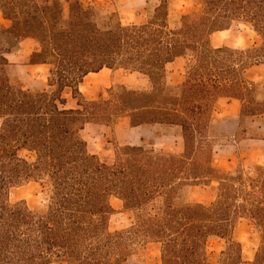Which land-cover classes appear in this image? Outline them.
I'll return each mask as SVG.
<instances>
[{"label": "trees", "instance_id": "16d2710c", "mask_svg": "<svg viewBox=\"0 0 264 264\" xmlns=\"http://www.w3.org/2000/svg\"><path fill=\"white\" fill-rule=\"evenodd\" d=\"M194 1L200 9L171 26V0L130 23L118 11L100 13L96 0H0L11 21L0 30V264H125L148 243L160 245L161 264H264V166L254 176L221 171L214 146L225 134L213 124L221 98L241 101L239 134L248 135L246 119L264 114L249 77L264 64V0ZM241 21L260 46L213 45L215 32ZM26 39L36 43L30 63L49 66L47 89H25L9 75L5 54ZM181 58L185 79L175 83L169 65ZM104 68L141 83H115L88 100L81 84ZM67 90L77 107H67ZM126 118L132 127H180L183 151H157L142 138L112 159L90 152L89 125ZM30 182L49 190L45 213L10 200ZM195 186H214L215 198L192 201ZM113 197L132 214L117 231ZM242 219L259 237L252 260L238 237ZM211 239L225 242L217 262Z\"/></svg>", "mask_w": 264, "mask_h": 264}, {"label": "rangeland", "instance_id": "374dc122", "mask_svg": "<svg viewBox=\"0 0 264 264\" xmlns=\"http://www.w3.org/2000/svg\"><path fill=\"white\" fill-rule=\"evenodd\" d=\"M149 8L159 3V0H149ZM98 10L103 15L118 11L121 13L123 20L131 22L136 19L145 17L144 9L146 8L145 0H96ZM200 9L194 0H171L169 22L171 26L180 25L181 17L185 14L196 12ZM1 28V23H0ZM212 42L216 46L228 45L234 48L246 49L257 47L262 44V38L258 32L248 23L235 22L229 29L217 31L212 36ZM32 50V44L29 41L23 42L17 51L9 56L10 76L13 82L23 85L25 89L43 90L47 89V68H36L28 66V55ZM184 61L179 60L169 67L173 72V78L176 82L185 79ZM251 79L257 84V98L264 99V64L254 66L249 71ZM127 83L135 85L141 83L137 74H131L123 70L112 71L105 69L98 74L86 76L85 82L81 86L82 92L88 100L98 98V96L112 87L114 84ZM67 98V107H77V101L72 98L71 93L67 90L64 93ZM222 110L217 115L219 120H230L233 123L232 107L228 106L227 100H222L219 105ZM230 109V113L224 110ZM251 118L246 119L248 127V137L264 138V116L258 118L253 126L248 125ZM127 119H122L121 123L116 126L96 125L88 126V143L91 153H97L104 159H112L115 151L119 146L127 144H136L141 136H145L148 141L155 142V149L161 151L168 149L173 152L183 150V139L176 137L177 129L168 127H156L155 131L165 134L163 137H156L155 131L148 129H132ZM237 122V121H236ZM217 124V122H216ZM245 124V125H246ZM171 134V135H170ZM239 135H243L240 133ZM222 143L230 141V138H220ZM221 147V146H218ZM233 158L228 159V153L221 152L214 158V163L223 169L235 170L241 168L245 174L254 176L255 166H264V142H254L253 145H240ZM233 159V162L231 160ZM216 196L215 188L211 186H196L193 189L192 199L201 202H209ZM11 202L15 203L25 200L30 208L45 213L49 204V190L39 182H30L19 187H15L10 193ZM111 203L115 208V213L110 219V230L117 231L127 228L132 223V214L125 212L123 201L113 197ZM239 240L243 244V257L245 260L252 259L258 246L259 237L256 229L246 219H242L238 233ZM224 240L211 239L208 242V250L211 261L217 262L220 258L221 251L224 249ZM125 264H161L160 245L148 243L145 246L137 248V253L132 256Z\"/></svg>", "mask_w": 264, "mask_h": 264}, {"label": "crops", "instance_id": "0c3cea01", "mask_svg": "<svg viewBox=\"0 0 264 264\" xmlns=\"http://www.w3.org/2000/svg\"><path fill=\"white\" fill-rule=\"evenodd\" d=\"M159 2H160V0H159ZM145 3H146V8L144 9V13H146L147 14V10L149 9V5H150V1L149 0H145ZM121 14V13H120ZM121 17H122V15H121ZM145 19V17L144 18H142V19H136V20H134V21H131V22H140V21H143ZM122 20H123V17H122ZM123 22L124 23H130V22H126V21H124L123 20ZM0 23H1V28H0V30L3 28V27H9L10 25H11V21L10 20H8V19H6V18H4L3 17V15H2V13H1V11H0ZM214 35V34H213ZM212 35V36H213ZM211 40H212V37H211ZM25 41H29V42H31V44H32V50H31V52H30V54L28 55V66H30V67H36V68H42V67H46L47 68V77H48V71H49V66L47 65V64H32V63H30V56H31V54H32V52L35 50V48H36V43L32 40V39H26V40H23L22 42H20V44H19V46L23 43V42H25ZM213 43V42H212ZM214 46H216L215 44H213ZM19 46L17 47V49L16 50H14L13 52H10V53H6L5 54V56L9 59V56L11 55V54H13L15 51H17L18 50V48H19ZM222 46V45H221ZM179 60H183L184 61V64H185V60L184 59H178L177 61H175L174 63H171L170 65H169V67L171 66V65H173V64H175L176 62H178ZM9 62H10V59H9ZM10 66H11V62H10ZM10 66H9V75H10ZM185 66V65H184ZM104 71V70H103ZM113 71V70H112ZM99 72H93V73H90V74H98ZM89 74V75H90ZM11 77V76H10ZM171 77H172V80L175 82V83H181V82H183V81H180V82H176L175 80H174V78H173V72H171ZM250 77V76H249ZM85 80H86V77H85V79H84V82H85ZM253 80V79H252ZM253 81H255V80H253ZM83 82V83H84ZM256 82V81H255ZM82 83V84H83ZM82 84H81V86H82ZM47 85H48V78H47ZM81 88V87H80ZM30 90V89H29ZM44 90V89H43ZM82 91V90H81ZM222 100H227V104H228V106H231L232 107V117H234L235 119L233 120V123L232 122H230V120L228 119V120H219L218 121V118H217V115L218 114H220V112H222V110H220L219 109V105H220V102L222 101ZM241 107H242V104H241V101L240 100H238V99H230V98H221V99H219V101H218V109H217V112H216V114H215V117H214V120H213V124L217 127V129L220 131V132H222L223 134H225V136H224V138H230V141H228V142H226V143H222V141L221 140H223V139H218V142H217V144H215V146H214V158L216 157V156H218V155H220V153L221 152H223V151H225L226 153H228V159H229V157L230 158H233L235 155H232L233 153H235L236 152V154H237V149H238V147L240 146V145H245V144H251V145H253L254 144V142H257V141H259V142H264V138H253V137H248V135H239V128H240V122H241ZM224 112L225 113H230L231 111H230V109H226V110H224ZM264 116V114L263 115H260V116H258V117H256V118H254V120H250V122H248V125L249 124H251V127L253 126V124L255 123V121L258 119V118H261V117H263ZM127 119V118H126ZM128 120V119H127ZM129 121V120H128ZM237 121V122H236ZM216 122H217V124H216ZM121 123V122H120ZM119 123V124H120ZM129 123V122H128ZM118 124V125H119ZM129 125H130V123H129ZM250 126V125H249ZM248 126V127H249ZM130 127L132 128V129H138V128H141V129H143L142 131H147L148 129H150V130H152V131H155V129H156V127H162V126H146V127H143V126H138V127H132L131 125H130ZM164 127V126H163ZM165 127H167V126H165ZM168 128H175V129H177V133L176 134H174L176 137H179V138H182V136H181V129H180V127H178V126H174V127H168ZM160 133V132H159ZM155 135H156V137H163L164 138V136H166L165 134H161L160 133V136H157V131H155ZM171 135V134H170ZM142 138H145V140L146 139H148V138H146L145 136H141V138L139 139V142L138 143H136V144H141L142 143ZM183 139V138H182ZM147 141V140H146ZM154 142V141H153ZM218 146H221V147H218ZM154 147H155V142H154ZM183 149H184V142H183ZM183 151V150H182ZM216 159V158H215ZM231 162H233V159L231 160ZM215 164V163H214ZM215 166H217L221 171H232V172H235L237 169H235V170H229V168L228 169H223V168H221L220 166H218V165H216L215 164ZM255 168H256V166H255ZM196 187V186H195ZM211 187H214V186H211ZM193 189H194V187H193ZM193 189H192V191H191V194H190V199L192 200V201H196V200H193L192 199V194H193ZM198 202H201V201H198ZM203 203H207V202H203ZM241 223V222H240ZM239 226H240V224H239ZM254 258V257H253ZM252 258V259H253ZM252 259H249V260H252Z\"/></svg>", "mask_w": 264, "mask_h": 264}, {"label": "bare ground", "instance_id": "6f19581e", "mask_svg": "<svg viewBox=\"0 0 264 264\" xmlns=\"http://www.w3.org/2000/svg\"><path fill=\"white\" fill-rule=\"evenodd\" d=\"M105 69H110V68H104L103 70H105ZM103 70H101V71H103Z\"/></svg>", "mask_w": 264, "mask_h": 264}]
</instances>
